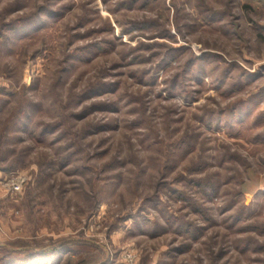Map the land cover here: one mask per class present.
<instances>
[{
	"label": "rangeland",
	"instance_id": "obj_1",
	"mask_svg": "<svg viewBox=\"0 0 264 264\" xmlns=\"http://www.w3.org/2000/svg\"><path fill=\"white\" fill-rule=\"evenodd\" d=\"M123 261L264 264V0H0V264Z\"/></svg>",
	"mask_w": 264,
	"mask_h": 264
},
{
	"label": "built area",
	"instance_id": "obj_2",
	"mask_svg": "<svg viewBox=\"0 0 264 264\" xmlns=\"http://www.w3.org/2000/svg\"><path fill=\"white\" fill-rule=\"evenodd\" d=\"M29 178L25 174H13L11 177L6 178L4 186L8 193L21 194L25 187L28 185ZM130 262L133 260L130 258Z\"/></svg>",
	"mask_w": 264,
	"mask_h": 264
},
{
	"label": "crops",
	"instance_id": "obj_3",
	"mask_svg": "<svg viewBox=\"0 0 264 264\" xmlns=\"http://www.w3.org/2000/svg\"><path fill=\"white\" fill-rule=\"evenodd\" d=\"M117 263H119V262H117ZM117 263H116V264H117ZM124 263H126V262H124V261H123V262H121V264H124Z\"/></svg>",
	"mask_w": 264,
	"mask_h": 264
},
{
	"label": "trees",
	"instance_id": "obj_4",
	"mask_svg": "<svg viewBox=\"0 0 264 264\" xmlns=\"http://www.w3.org/2000/svg\"><path fill=\"white\" fill-rule=\"evenodd\" d=\"M62 248V247H61ZM61 248H60V250H61Z\"/></svg>",
	"mask_w": 264,
	"mask_h": 264
}]
</instances>
